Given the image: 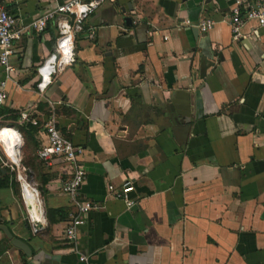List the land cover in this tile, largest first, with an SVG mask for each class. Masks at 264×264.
I'll list each match as a JSON object with an SVG mask.
<instances>
[{
  "label": "crops",
  "instance_id": "1",
  "mask_svg": "<svg viewBox=\"0 0 264 264\" xmlns=\"http://www.w3.org/2000/svg\"><path fill=\"white\" fill-rule=\"evenodd\" d=\"M233 5L104 0L86 18L93 37L76 34L74 61L37 102L25 141V163L34 164L52 109L62 133L82 146L79 193L95 206L77 229L75 248L86 260L62 241L74 209L58 189L65 176L36 164L38 229L13 185L0 187V264H264V28L247 22L233 40ZM51 6L5 2L22 24ZM202 18L213 20L203 34L195 26ZM56 36L51 22L21 35L3 106L17 111L37 99L35 69ZM2 128L19 151L18 132ZM126 180L129 208L106 192ZM47 209H61L62 219Z\"/></svg>",
  "mask_w": 264,
  "mask_h": 264
},
{
  "label": "built area",
  "instance_id": "2",
  "mask_svg": "<svg viewBox=\"0 0 264 264\" xmlns=\"http://www.w3.org/2000/svg\"><path fill=\"white\" fill-rule=\"evenodd\" d=\"M6 1L19 2L20 0H0V72L2 73V79L0 80V106H3L7 99V93L4 89L5 81L11 78L14 70L10 63V58L14 54L15 45L20 40L21 35L40 33L49 22L53 23L57 30L53 50L44 57L35 69L36 80L34 81V88L37 93V99L18 110V118L16 120L18 125L27 122L31 125H37V120L32 116L37 102L43 97V93L52 82L53 76L74 61V40L76 34L83 33L85 38L90 39L93 37V30L87 29L86 31L84 21L94 13L104 0H61L60 2L45 0L47 3H53V7L44 9L42 13L31 18L25 24H22L14 14L5 8ZM247 22H253L256 27L264 28V0H234V5L230 9L229 14V27L233 40L242 37L241 28ZM212 24L213 20L210 18H202L198 20L195 26L203 34L207 32ZM251 34H256L255 29L251 30ZM41 126L46 142L35 150V156L43 167L56 169L63 173L65 177L60 182L58 189L69 197L74 206L65 221L62 230V241L64 245L78 254L79 261H85L86 256L79 254L75 248L77 229L86 222L87 214L95 206L79 193V188L85 175V171L79 163V157L83 149L82 146L74 144L62 134L55 121L52 109H49ZM0 149L4 155L1 145ZM4 157L9 162V166L17 167L6 156ZM32 189L37 196L35 187ZM132 190V184L128 180L122 182L117 188H114L111 184L106 186L107 194L122 200L126 208L134 205V201L128 197V193ZM27 218L31 224L32 217L28 213Z\"/></svg>",
  "mask_w": 264,
  "mask_h": 264
},
{
  "label": "bare ground",
  "instance_id": "3",
  "mask_svg": "<svg viewBox=\"0 0 264 264\" xmlns=\"http://www.w3.org/2000/svg\"><path fill=\"white\" fill-rule=\"evenodd\" d=\"M0 127V145L3 149L4 156H6L12 163L19 166L18 158V140L17 137L13 135L8 129ZM16 159V160H13ZM17 178L20 181L21 187V196L23 198L24 204L26 205L27 213L32 217V219L40 220L41 218V209L38 203L36 194L33 192V186L30 185L26 180L21 177L20 172L17 173Z\"/></svg>",
  "mask_w": 264,
  "mask_h": 264
},
{
  "label": "rangeland",
  "instance_id": "4",
  "mask_svg": "<svg viewBox=\"0 0 264 264\" xmlns=\"http://www.w3.org/2000/svg\"><path fill=\"white\" fill-rule=\"evenodd\" d=\"M17 125L18 124H17L16 121L15 122H11V121L0 122V127H4V126L12 127L20 135L19 162H18L19 166H18V168L16 166H13V165L9 166V162L6 161L4 155L1 153L2 152L1 149H0V164L4 168L3 169L4 172H6L8 175L11 176V178H12V185H13L16 193L19 196L20 202L23 203V201H22L23 199H21V197H20V194H21V187H20V185L21 184H20V181L17 178V173L19 171L20 174H21V177H23L24 180L28 181V183L30 185L32 184L33 187H35L34 184H33V180H32L33 179V170H34V168L31 165H29V166L27 165V167H26V166H24L22 164V163H25L26 157L29 160V157L28 156H30V155H29V152H28L27 144H26V142H24L23 132L21 130H17V128H18ZM13 160H16V159H13ZM23 208H25V207H23ZM24 211H25V217H27V212H26V210H24Z\"/></svg>",
  "mask_w": 264,
  "mask_h": 264
},
{
  "label": "trees",
  "instance_id": "5",
  "mask_svg": "<svg viewBox=\"0 0 264 264\" xmlns=\"http://www.w3.org/2000/svg\"><path fill=\"white\" fill-rule=\"evenodd\" d=\"M0 116L3 117V119L9 120L11 122H15L18 118V110L16 111V110H13V109L8 108L6 106H0ZM17 127L19 128V129L17 128V130H21L23 132L24 142L30 139V137L32 136V133L35 130V127L33 125H31L29 122H27L25 124L17 125ZM14 131H15V129H14ZM65 137L67 138V136H65ZM35 160H36V163L33 164L32 162H30L28 164V166L31 165L33 168H35V166H37V165L43 166L42 163L40 161H38L36 156H35ZM22 164L27 167L26 163H22ZM8 185H12V178L10 175L5 173L2 176V178L0 179V187H7ZM46 214H57L60 219H62V217H63L61 209H47Z\"/></svg>",
  "mask_w": 264,
  "mask_h": 264
},
{
  "label": "water",
  "instance_id": "6",
  "mask_svg": "<svg viewBox=\"0 0 264 264\" xmlns=\"http://www.w3.org/2000/svg\"><path fill=\"white\" fill-rule=\"evenodd\" d=\"M31 227L33 228V229H38L39 227H40V222H39V220H36V219H32V222H31Z\"/></svg>",
  "mask_w": 264,
  "mask_h": 264
}]
</instances>
